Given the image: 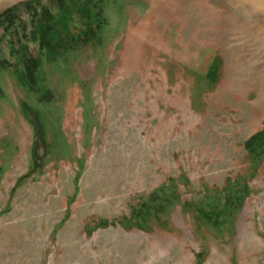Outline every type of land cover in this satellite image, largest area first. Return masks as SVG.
<instances>
[{
    "label": "rangeland",
    "instance_id": "1",
    "mask_svg": "<svg viewBox=\"0 0 264 264\" xmlns=\"http://www.w3.org/2000/svg\"><path fill=\"white\" fill-rule=\"evenodd\" d=\"M103 2L34 90L0 66V264H264V0Z\"/></svg>",
    "mask_w": 264,
    "mask_h": 264
},
{
    "label": "trees",
    "instance_id": "2",
    "mask_svg": "<svg viewBox=\"0 0 264 264\" xmlns=\"http://www.w3.org/2000/svg\"><path fill=\"white\" fill-rule=\"evenodd\" d=\"M103 3V0H25L2 11L0 28L4 27L8 31L14 27L6 42L14 61L9 64L7 60L1 59L0 54V66L12 68L19 84L34 90L40 80V63L45 54L75 51L97 37L101 26L107 24ZM20 13L25 14V18H21ZM19 30L22 31L21 36ZM15 44L18 45L17 48L14 47ZM31 45L36 49L33 54ZM245 147L251 153L258 150L263 152L264 134L257 133L250 137ZM244 191L245 186L237 198H228L223 209L225 213H230L238 207L245 196ZM160 192L159 197L151 200L156 202L162 197L164 203H169L171 200L167 197V189H161ZM162 207V204L146 206L143 215H153ZM213 215L215 214L209 213L206 218L216 222L217 215ZM103 224L107 223L102 222ZM133 225L144 227L145 218L137 215Z\"/></svg>",
    "mask_w": 264,
    "mask_h": 264
}]
</instances>
